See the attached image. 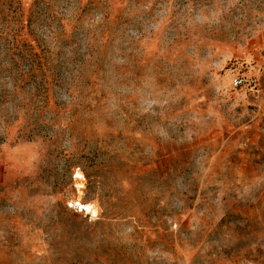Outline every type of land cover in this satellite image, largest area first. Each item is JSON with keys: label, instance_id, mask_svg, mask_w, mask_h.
I'll use <instances>...</instances> for the list:
<instances>
[{"label": "rangeland", "instance_id": "1", "mask_svg": "<svg viewBox=\"0 0 264 264\" xmlns=\"http://www.w3.org/2000/svg\"><path fill=\"white\" fill-rule=\"evenodd\" d=\"M0 264H264V0H0Z\"/></svg>", "mask_w": 264, "mask_h": 264}, {"label": "built area", "instance_id": "2", "mask_svg": "<svg viewBox=\"0 0 264 264\" xmlns=\"http://www.w3.org/2000/svg\"><path fill=\"white\" fill-rule=\"evenodd\" d=\"M242 83V80H237L236 85H240ZM75 179L83 181L85 180L84 175L82 173H76ZM69 208L73 209L75 212L83 214L85 217H87L90 221H95L99 217V211L93 206L92 203L89 202H70Z\"/></svg>", "mask_w": 264, "mask_h": 264}]
</instances>
